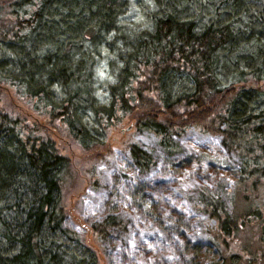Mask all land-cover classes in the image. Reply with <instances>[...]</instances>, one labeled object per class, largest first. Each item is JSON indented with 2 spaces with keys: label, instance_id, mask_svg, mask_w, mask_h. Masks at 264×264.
I'll return each mask as SVG.
<instances>
[{
  "label": "trees",
  "instance_id": "16d2710c",
  "mask_svg": "<svg viewBox=\"0 0 264 264\" xmlns=\"http://www.w3.org/2000/svg\"><path fill=\"white\" fill-rule=\"evenodd\" d=\"M153 3L149 25L127 34V0H0V264H99L63 225L71 162L54 136L99 164L124 120L168 155L188 131L218 138L233 186L184 193L217 251L207 264H264V0ZM104 54L114 58L99 100ZM126 136L122 150L148 172L153 149ZM127 224L107 213L87 227L102 243Z\"/></svg>",
  "mask_w": 264,
  "mask_h": 264
},
{
  "label": "rangeland",
  "instance_id": "374dc122",
  "mask_svg": "<svg viewBox=\"0 0 264 264\" xmlns=\"http://www.w3.org/2000/svg\"><path fill=\"white\" fill-rule=\"evenodd\" d=\"M152 9L153 0H127L120 21L123 32L148 26ZM112 58L106 54L98 59L95 95L99 100L104 99L111 78ZM127 134L153 149L154 165L144 174L122 150ZM54 139L71 162L61 190L67 211L63 225L95 250L99 264H207L217 258L203 231V217L193 211L184 193L197 184L213 187L220 178L233 186L236 166L218 138L188 131L180 138L181 152L168 155L153 138L136 133L131 121L124 120L107 133L109 154L99 164H93L91 155L68 136ZM107 213H119L128 224L100 243L87 225Z\"/></svg>",
  "mask_w": 264,
  "mask_h": 264
}]
</instances>
